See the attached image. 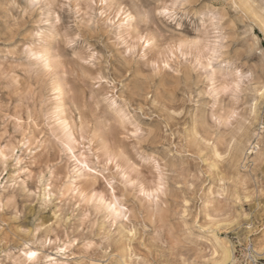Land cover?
Masks as SVG:
<instances>
[{
    "label": "clouds",
    "instance_id": "obj_1",
    "mask_svg": "<svg viewBox=\"0 0 264 264\" xmlns=\"http://www.w3.org/2000/svg\"><path fill=\"white\" fill-rule=\"evenodd\" d=\"M20 2H25L27 7L21 8ZM20 2L11 0L9 3V0H0V5L8 4L9 7L19 8L26 17L36 16L35 28L28 33L22 45L11 49L0 48V90L6 89L10 94L22 96L29 104H40V108L35 112L30 110L29 124L42 121L39 129L42 134L37 138L18 125L16 133L9 137L0 128V213L12 209L16 213L13 218L18 219L24 215L21 210L22 203L24 209L31 206L37 214L51 211L54 215L56 213L62 215L73 203H87L80 198L74 188L86 192L84 182L94 179L80 167V163L81 158H85L84 152H89L91 157L90 148L95 137L89 138L88 148L84 147V140L74 143L70 136H76L72 133L77 130L70 128L68 122L61 118L60 110L58 114L46 113L39 99L43 86L49 87L57 100H60L61 88L67 87L66 79L59 83L56 79L60 73H63L65 78L69 75L68 68L65 67L64 53L60 48L64 43L53 38L50 31L54 27L50 20L58 12H63L65 8L62 5L65 0H40L41 7H33V0ZM131 2L133 11H128L122 6L123 0H104L106 8L101 6V0H95V8L91 12L96 17L94 26L89 29L83 21L78 23L77 17L75 27L93 31L103 26L115 39L117 35H124L130 43L138 46V54L134 60L140 59L146 64L167 61L177 78L184 76L189 78V91L199 90L200 94L211 98L213 115L230 106V97L226 98L223 95L214 97L209 94L213 85L215 84L218 89L224 83L236 80V73L251 77L241 81L242 97L240 104L236 106L240 118L233 122L231 128L216 127L212 120L213 115L211 116L213 131L216 133L213 139L223 144L225 148L231 146V154L227 160L217 161L216 167L210 168L209 161H215V156L214 158L206 156L205 152L209 147L215 150V146L211 143L205 144L203 141L202 144L205 146L203 151L198 147L195 155L189 153L190 162L199 166L197 171H191L187 166L176 167L167 159L158 160L155 157L166 170L167 193L161 197L158 208L151 204L152 210L156 215L163 217L169 213V200L178 197L176 210L172 213L175 217V234L185 246L193 248L190 257L175 258L170 243L158 241L162 245L160 251L172 257L159 261L158 264H257L255 258L251 260L246 256L241 259L234 258V245L220 236V233L229 231L236 223L239 214L234 217L233 213L236 206L248 198V193L240 192L233 181L221 176L219 189L214 194L211 192L208 194L207 203L199 194L202 192L206 177H211L214 173L219 174L223 165L236 162L242 140L249 133L257 138L258 143L253 147V151L257 152L259 162L264 163V112L261 111L260 115L256 112L253 116L248 104L244 103L249 94L253 95L252 102H256L257 85L264 81V40L258 39L254 32L258 28L264 33V0H131ZM71 3L86 7L85 13H89L91 0H71ZM77 8L80 10V7ZM119 8H122L124 15L131 19L123 27L119 23L108 25L107 19ZM96 9H101L100 11H104L106 15L100 16V11L97 14ZM164 9L168 10L167 15L163 14ZM149 11L151 14L145 21L143 17ZM57 27H65L64 21L61 20V25ZM66 27L73 28L71 21ZM139 35L147 38L149 42L147 48L139 46ZM242 39L245 42L240 46L238 41ZM64 47L67 48L66 45ZM124 54L128 58L127 53ZM253 58H258L256 63L249 62ZM22 87H26L27 90L22 92ZM108 96L112 98L111 94ZM104 97L99 99L93 97L97 109L101 104L110 107ZM242 103L244 106L240 107ZM118 105L125 107L133 121L139 125L138 117L143 114V109L138 112L128 101ZM2 115L3 105H0V116ZM118 129L113 125L108 131ZM221 129L226 131L222 133ZM17 135L20 139H16ZM77 135L79 136V132ZM149 135L145 133V143ZM197 139L200 140L199 137ZM132 141L134 150H139L142 144ZM78 149L81 158H78ZM52 152L58 154L54 162L50 157ZM94 167L98 172L103 170L104 175L117 180L114 171L105 169L104 163L99 160L95 162ZM261 195H264V190ZM185 200L189 201L187 217L183 215ZM216 204L219 205L218 208L213 207ZM56 218L59 220L60 215ZM259 230L261 235L255 241V247L247 237L245 241L248 244V255L255 252L257 257H264V228ZM251 231L252 229L250 234ZM197 236L201 241H206L204 248L192 246V241ZM17 264L22 262L18 261ZM146 264L152 262L148 261Z\"/></svg>",
    "mask_w": 264,
    "mask_h": 264
},
{
    "label": "rangeland",
    "instance_id": "obj_2",
    "mask_svg": "<svg viewBox=\"0 0 264 264\" xmlns=\"http://www.w3.org/2000/svg\"><path fill=\"white\" fill-rule=\"evenodd\" d=\"M72 5V8L57 13L66 24L71 21L73 29L83 35V41L78 45L71 48L60 45L69 75L65 78L63 73H60L56 79L58 83L66 79L67 87L61 88L60 100H57L51 89L43 86L39 99L46 113L58 114L60 110L61 118L69 123L70 128L77 130L72 133L77 138L81 121L85 122L87 135L84 147L88 148L89 138L95 137L90 148L91 157L89 152H84L90 167L98 171L94 167L95 162L99 160L104 163L105 144L123 148L125 155L132 159L133 163L136 162L133 158L137 156V151H142L148 156L157 157L158 160L167 159L176 167L187 166L191 171H197L199 166L190 162L189 153L195 155L198 147L203 151V140H210L215 146V150L211 147L207 149L206 156L214 158L215 151L223 152L225 146L213 139L216 133L212 127L213 109L210 97L200 94L199 90L189 91V78H177L172 68H162L158 75H152L153 62L146 64L140 59L129 60L124 54L125 51L113 43L115 37L112 33L103 26L93 31L75 27V8L80 7L81 15L87 9L76 3ZM122 6L128 11H133L131 0H123ZM20 7L26 8L27 4L20 2ZM100 10L96 9L97 14ZM36 19V16H24L19 8L9 7L8 4L0 5V48L11 49L22 45L28 33L34 30ZM254 32L258 39L264 40V33L258 28ZM244 42L243 39L239 40L238 45L243 46ZM88 48L101 57L94 65H85L80 59L87 55ZM257 59L253 58L249 62L256 63ZM97 75H103L104 79L110 82L111 88L88 78ZM26 90V87L21 88L22 92ZM109 94L117 104L128 101L138 112L143 109L138 123L141 130L150 135L139 150H134L132 140L124 139L122 130L108 131L109 118L114 114L107 104H101L97 109L93 97L99 99ZM252 101L253 95L249 94L244 103L249 104ZM0 105H3L0 128L9 137L16 133L19 125L39 138L42 134L39 130L42 121L31 125L28 122L30 110L35 112L40 108L39 103L29 104L22 96L10 94L4 89L0 90ZM243 106L242 103L240 107ZM257 112L258 115L261 114L259 104ZM225 131L221 129L222 133ZM16 139H20V136L17 135ZM257 143V138L249 133L242 140L236 162L225 164L219 174L214 173L213 176L206 177L199 195L207 203L208 194H214L219 189L221 176L233 181L240 192L248 193V198L235 208L233 216L239 214L236 223L229 231L220 233V236L234 245L236 259L246 256L249 260L255 258L257 264H264V257H257L255 252L248 255V244L245 241L247 237L255 247V241L261 235L259 229L264 228V195H261L264 190V163L259 162L257 152L253 151ZM79 151L78 149L77 155L81 158ZM50 157L54 162L58 154L52 152ZM81 162H84V158H81ZM138 167L142 181L151 185L153 171L148 166ZM110 170L114 171L111 167ZM90 175L94 179L84 182L86 192L104 193L107 197L105 181L109 176L101 174L96 177L94 173ZM117 190L123 205L132 213L131 223L118 221L114 224L105 210L97 211L94 204L79 202L70 205L62 215H54L51 211L37 214L31 206L24 209L22 203L21 210L24 215L18 219L13 218L16 213L12 209L0 213V264H17L18 261L27 264L25 253L28 250L39 253L40 264H146L148 261L158 264L159 261L172 258L160 251L162 245L158 241L161 240L170 243L175 258L191 256L193 248L185 246L175 234L176 224L172 213L176 210L178 197L169 200V213L161 217L153 212L151 204L139 198L130 189L125 190L122 185L117 184ZM213 207L218 208L219 205ZM57 215H60L59 220ZM201 223L203 225V220ZM132 228L137 232L135 238L130 236ZM47 240L52 243H46ZM205 243L206 241H201L197 236L193 239L192 246L204 248ZM88 244L93 246L89 248ZM65 246L67 250L61 253L60 248ZM49 257L52 259L49 260Z\"/></svg>",
    "mask_w": 264,
    "mask_h": 264
},
{
    "label": "snow or ice",
    "instance_id": "obj_3",
    "mask_svg": "<svg viewBox=\"0 0 264 264\" xmlns=\"http://www.w3.org/2000/svg\"><path fill=\"white\" fill-rule=\"evenodd\" d=\"M101 6L107 7L104 4V0H101ZM33 7H41L40 0H33ZM65 9L72 8L73 5L71 0H65V3L62 5ZM95 8V0H91V6L89 13H85L83 17H81L79 8H75V12L77 17L79 18L78 23L83 21L84 24L87 25L89 29H91L96 23L95 15L91 14L92 9ZM151 12L145 14L143 19L145 21L148 20ZM163 14L167 15L168 10L164 9ZM100 16H105L106 13L104 11L99 12ZM131 19L130 17L124 15L123 9L119 8L110 18L107 19L108 25L120 24L122 27L126 24V22ZM62 17L60 14H56L50 20V23L54 26L50 31L52 32L53 38L62 40L64 45L71 48L74 45H78V43L83 41V35L80 32H77L76 29L66 27V22H64L65 27H57L61 25ZM138 42L140 47L147 48L149 42H147V38L144 35L138 36ZM114 43L120 47L123 51L127 53V57L129 60H134L136 55L138 54V46L136 44H132L129 42L124 35H117ZM80 58V57H78ZM82 63L85 65H94L96 61L101 59L98 53L93 51L91 48H88L87 55L80 58ZM163 69H171L172 66L167 61L163 62H153L151 64L152 75H158ZM208 68H211V62L209 63ZM206 71L208 69H205ZM87 76V73H85ZM237 79L228 83H224L222 87L216 88L215 84L213 88L209 90V94L212 96L223 95L224 97H230V106L225 108L223 111L218 114H214L212 116V120L215 123V126L218 128H231L233 122L240 118V114L237 111L236 106L240 104L242 91H241V81L244 79H251V77H245L241 73H236ZM89 79H93L94 82H102L111 88V84L108 80H105L103 75H97L95 77H88ZM210 78V77H209ZM257 100L256 102H252L248 104L249 111L254 116L257 112V105H260V109L264 112V81L257 85ZM59 92L60 89H57ZM104 99L108 101L111 110L114 114L113 117L109 118L108 130L112 128L113 125H116L123 132L124 139L126 140H134L137 144L145 143V133L141 130L140 126L136 124L129 112L122 105H118L115 100H113L110 96H105ZM29 123L31 120L29 118ZM22 123V122H21ZM87 125L82 120L81 126L79 128V138L76 136H70V139L75 143L78 140H84L87 135ZM205 144H210V140H203ZM235 143V141H232ZM67 147V146H66ZM69 151L71 149L69 148ZM104 152V168L105 169H114V173L116 174L117 180H113L109 178L105 181L108 194L107 197L104 193H96L94 191L89 192H81L80 189L74 188V191L80 196L81 199L86 200L87 203L94 204L97 207V211L105 210L109 214V219L115 224L118 221H130V217L132 213L129 211L127 207H125L122 203V197L120 196L117 190V184L122 185L125 190H131L134 194L138 195L139 198H142L149 204L156 205L157 208L161 203V197L166 195L167 193V173L164 168L161 167L160 162L154 156H148L142 151H137V156L134 157L135 163H133L132 159H129L127 155H125L124 149L119 147L118 145L113 144H105L103 147ZM231 154V146H227L223 152L217 151L215 152V161H209V167L215 168L217 161H225L228 159ZM7 159V157H4ZM86 157L84 158V162L80 163V167L87 171L90 174L101 175L103 174V170L97 171L89 166L86 162ZM123 165V166H122ZM139 166H148L153 171L152 183L151 185H146L144 181L141 179L140 175V167ZM222 183L224 181H221ZM47 199V197H46ZM183 215L185 217L188 216V208L187 205L189 201L185 200L184 202ZM137 235L136 229L132 228L130 231V236L135 238ZM46 243L51 244V240H47ZM89 248L93 245L88 244ZM67 250V246L61 247L60 252L63 253ZM25 255L27 256V264H40L38 260L39 253L36 251L28 250ZM52 258L49 257V260Z\"/></svg>",
    "mask_w": 264,
    "mask_h": 264
},
{
    "label": "bare ground",
    "instance_id": "obj_4",
    "mask_svg": "<svg viewBox=\"0 0 264 264\" xmlns=\"http://www.w3.org/2000/svg\"><path fill=\"white\" fill-rule=\"evenodd\" d=\"M62 90V89H61ZM62 92V91H61ZM69 124V123H68ZM70 126V125H69ZM31 251H35V250H31ZM233 257L235 258V256H234V252H233Z\"/></svg>",
    "mask_w": 264,
    "mask_h": 264
}]
</instances>
